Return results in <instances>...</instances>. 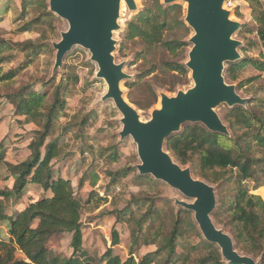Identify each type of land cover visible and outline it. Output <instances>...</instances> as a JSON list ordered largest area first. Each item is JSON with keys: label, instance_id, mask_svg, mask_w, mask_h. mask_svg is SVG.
<instances>
[{"label": "trees", "instance_id": "trees-1", "mask_svg": "<svg viewBox=\"0 0 264 264\" xmlns=\"http://www.w3.org/2000/svg\"><path fill=\"white\" fill-rule=\"evenodd\" d=\"M245 1L256 22L259 43L255 39H248L243 50H252L257 45L260 58L245 55L242 61L228 67L226 74L231 80H238L240 88L262 77V83L256 89L264 92V9L259 0ZM30 3V0L21 1L20 19L27 16L30 9L34 13L32 19L25 23L26 26L40 21L42 16L36 14L39 9L44 11L46 17L54 20V16L46 12L44 0H37L34 3L36 6H30ZM143 6V10L127 23L124 36L127 40L138 38L141 41L142 59L149 65L136 82L125 83L129 90L128 100L141 109L156 102L157 93L153 85L174 91L177 86L188 83V71L182 63L187 46L184 37L188 34V28L181 17V6H166L160 0H143ZM236 15L239 14L236 12ZM178 32L182 34L177 35ZM41 47L42 44L31 40L12 42L0 36V83L13 81L25 65L37 58ZM18 51H26L25 63L17 68L4 69L12 53ZM154 51L161 55L159 60L150 56ZM246 65H251L257 73L240 78ZM151 74L154 81H141V78ZM64 81H56V78L49 82L41 81L40 90L33 84H26L7 95L14 105L15 114L28 117L39 129L28 145L30 154L27 159L17 164H6L9 175L0 171L1 179L12 181L10 189H0V264H91V259L85 256L82 249L84 225L81 219V200L75 196L70 179L54 177L53 173L51 162L59 159L63 148L56 140L45 143L55 118L65 105L67 83ZM50 88L52 90L49 94ZM252 96L248 102L250 109L235 107L225 116L232 139L212 133L201 125H185L180 133L166 141V149L179 164L190 163L194 174L213 183H233L235 192L232 198L225 203V198L220 197V204L213 216L232 230L241 250L257 255L259 251L264 252V201L259 195L247 194L242 182L248 177L259 181L256 176L259 172L264 175V96ZM89 123L87 113L74 125L83 130ZM251 148H255L261 155L254 156ZM103 153L111 161L119 158L114 146L110 155L106 151ZM122 171L124 174L128 172L127 168L122 167L117 173ZM84 177L78 180V186L83 183ZM112 177L117 179L116 174ZM96 180L97 175L91 172L90 185L93 186ZM136 181L140 184L150 182L139 175H136ZM28 185L40 187L46 195L35 197L27 194L24 206L9 214L5 201L11 196L14 197L13 201H17V198L19 200ZM97 199L103 200L102 197ZM119 212L115 217L116 224H122L128 219L123 220V210ZM183 214L186 217L174 221L167 233H164L162 226L148 234L143 231V224L159 218L154 205L148 207L140 218H130L135 223L132 230L136 238L143 234L144 244L157 247L155 251L141 256L137 262L131 254L122 260L114 253L113 247L119 244V233L114 224L111 228V243L102 254L100 264H187L192 252H200L194 264H225L219 249L204 242L189 215L185 212ZM66 233L70 234L69 246L72 252L69 256L57 254L53 248ZM189 235H193L192 240L198 242L182 244L184 251L178 252L179 241L182 243Z\"/></svg>", "mask_w": 264, "mask_h": 264}, {"label": "rangeland", "instance_id": "rangeland-1", "mask_svg": "<svg viewBox=\"0 0 264 264\" xmlns=\"http://www.w3.org/2000/svg\"><path fill=\"white\" fill-rule=\"evenodd\" d=\"M21 1L0 0V36L12 42L31 40L36 44H42L43 47L40 48L37 58L28 65H25L13 81L0 83V171L9 175V172L6 171V164H17L27 159L30 154L28 145L36 137V132L39 129L37 125L29 121L28 117L17 116L15 114L14 105L7 95L13 91H17L22 85L33 84L37 90H40L42 85L39 83L41 81L49 82L53 78H56V81L64 79L67 83V89L64 93L65 105L55 118L53 128L45 143L56 140L63 148L62 155L59 159L52 160L51 164L53 166L54 177L63 176L70 179L75 196L81 200V219L84 225V244L82 249L86 254L85 256L91 259V264H100L102 254L111 243V228L115 224L119 233V244L113 247L114 253L119 255L122 260H125L131 254L137 262L141 256L155 251L157 247L155 245L144 244L143 234L138 239L136 238L132 230L135 228V223L130 218L133 220L140 218L148 207L154 205L159 212V218L155 221L148 220L143 224V231L148 234L153 229L155 230L157 227L162 226L164 233H167L174 221L186 217L183 214L184 212L189 215V218L194 223L192 212L174 204V199L185 202H192V200L186 198L182 193L171 188L166 183L155 180L150 175L139 174L136 166L140 161L136 154V145L130 137L120 138L121 115L115 109L111 100L102 99L107 87L102 79L96 77L97 68L90 61L88 51L79 46H74L66 54L62 67L53 71L54 50L51 44L59 39V33L67 28V23L65 20L52 14L48 10L47 0H44L46 12L54 16V20L46 17L44 11L39 9V11H36V14L39 15L40 13V16H42L40 21L31 22V25L26 26L25 23L32 19L34 13L30 9L28 15L20 19ZM36 1L30 0L31 3L29 5L36 6L34 4ZM135 1L137 9L133 11L128 10L124 3L122 4L118 18L120 29L113 33V38L116 41V48L113 53L115 61L123 63V71L129 76L128 79L122 81V88L126 97L129 90L126 88L125 83L136 82L142 71L149 68L146 61L142 59L143 44L141 41L138 38L133 40L124 38L127 23L142 11L144 7L143 0ZM259 1L264 9V0ZM174 4L181 6V17H183L185 4L181 1ZM225 6L231 10V18L241 23V29L234 34V37L242 42V47L239 48L241 55L239 61L225 63L224 76L228 83L236 84L240 96L248 99L244 107L250 109L248 102L253 97L252 94L264 96L262 90L256 89L262 83L263 78L261 77L254 83L240 88L238 87L239 81L231 80L227 76L226 71L232 64L242 61L245 55L260 58L257 45L252 50L246 52L243 50L248 39H255L257 44L259 43L256 35L257 25L251 16L249 4L245 0H226ZM236 12L239 15H236ZM26 27L28 29H24ZM190 33L191 30L188 28V34L184 37L187 46L182 62L185 61L186 53L190 46L188 42ZM178 34L181 35L182 32H178ZM25 52L18 51L12 53L13 56L4 64V69L17 68L23 65L26 61ZM150 56L156 60L161 58V55L155 51ZM242 72L239 75L240 78H247L257 73L251 65H246ZM152 80L154 81L153 74L141 78L142 82H151ZM190 84L191 81L188 80L187 84L177 86L174 91H168L157 85H153L157 93V100L154 104L144 109L133 104L137 107L141 120L145 121L149 119L151 110L159 105L160 93L171 96L175 94L176 89H186ZM51 90L52 88L48 89L49 94ZM215 110L226 126H228L225 116L231 109L226 105H220ZM87 113L90 117V123L86 129L80 130L74 123L78 122ZM186 125L192 124L187 123ZM182 130L183 128L178 133ZM227 137L233 138L230 129ZM113 146L118 151L119 158L117 161H111L103 153L106 151V154L110 155ZM42 151L43 148L41 149ZM251 153L254 156L261 155L259 152H256L255 148H251ZM262 155L264 156V154ZM175 161L177 162V160ZM182 166H190L193 173L190 163ZM122 167L127 168L128 172L126 174L123 171L117 173V170ZM91 172H95L97 175V180L93 186L90 185ZM113 174H116L117 179H113ZM84 175L83 183L78 186V180ZM136 175L143 176L150 182L145 184L137 183ZM193 176L214 187L217 199V206L214 212L220 204V197L225 198L226 201L224 202L226 203L235 192L233 183H227L226 181H223V183H213L194 173ZM256 176L259 181H255L250 177L244 178L242 181L243 188L247 194L259 195L264 201V175L259 172ZM11 184L12 181L0 178V189H10ZM91 193H93L92 196ZM27 194L34 195L35 197L46 195L40 187L28 185L26 186L25 193L21 195L19 200L17 198V201H13L14 197L11 196L5 201L8 205L6 210L9 213L14 212L15 205L24 202L22 200L27 199ZM98 197H102L103 200L99 201ZM121 210H123V220L128 219L126 222H122V224H116L115 217ZM223 217L224 215H222ZM212 219L217 227L223 229L232 237L234 247L239 253L249 255L259 261V264H264L263 251H259L257 255H253L241 250L237 246L238 243L234 238L232 230L223 223L218 222L214 216H212ZM194 225L196 226L195 223ZM196 229L204 242L209 243L202 237L197 226ZM192 237L193 235H189V237H185L182 240V243L179 241L178 252L184 251L182 244L189 245L198 242V240H192ZM69 242L70 234L66 233L58 244L53 247L55 253L69 256L72 252ZM199 254L200 252L190 253L187 264H194ZM223 262L227 264L224 260Z\"/></svg>", "mask_w": 264, "mask_h": 264}, {"label": "water", "instance_id": "water-1", "mask_svg": "<svg viewBox=\"0 0 264 264\" xmlns=\"http://www.w3.org/2000/svg\"><path fill=\"white\" fill-rule=\"evenodd\" d=\"M178 1L185 4L182 20L191 30L190 46L182 62L191 84L186 89H176L171 96L160 93L159 105L151 110L149 119L141 120L137 107L127 99L122 81L129 76L123 71V63L116 62L113 55V33L120 29V8L124 3L128 10H136L135 0H47L48 10L67 23L59 39L51 44L53 71L62 67L74 46L87 50L96 65V77L107 87L102 99L111 100L121 115L120 138L130 137L136 145L139 174L150 175L192 200L174 199V204L192 212L202 237L219 249L227 264H259L253 257L239 253L232 237L214 223V187L194 177L190 166L176 162L166 149V141L187 123L228 136L229 128L215 109L220 105L231 110L245 108L248 101L240 96L236 84L228 83L224 76L225 63L239 61L242 47V42L234 37L241 23L231 18L226 0H160L166 6Z\"/></svg>", "mask_w": 264, "mask_h": 264}, {"label": "crops", "instance_id": "crops-1", "mask_svg": "<svg viewBox=\"0 0 264 264\" xmlns=\"http://www.w3.org/2000/svg\"><path fill=\"white\" fill-rule=\"evenodd\" d=\"M22 201H24V202H21V203H18V204L15 203L16 204L15 205L16 206L15 209H20V208H22L24 206V204L26 203V199L25 200H22ZM9 214H11V213H9Z\"/></svg>", "mask_w": 264, "mask_h": 264}]
</instances>
